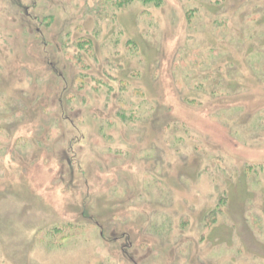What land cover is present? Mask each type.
Listing matches in <instances>:
<instances>
[{"label":"rangeland","instance_id":"rangeland-1","mask_svg":"<svg viewBox=\"0 0 264 264\" xmlns=\"http://www.w3.org/2000/svg\"><path fill=\"white\" fill-rule=\"evenodd\" d=\"M161 1L0 0V264H264V0Z\"/></svg>","mask_w":264,"mask_h":264},{"label":"trees","instance_id":"trees-1","mask_svg":"<svg viewBox=\"0 0 264 264\" xmlns=\"http://www.w3.org/2000/svg\"><path fill=\"white\" fill-rule=\"evenodd\" d=\"M101 2H110L113 4V6L117 9H120L128 4H131L135 1H139L143 5L147 6H153V7H159L161 5V0H100ZM247 14V13H246ZM248 15V14H247ZM246 15V16H247ZM250 15V13H249ZM248 15V17H249ZM250 20H253V18H250ZM76 51L75 53H66L67 59L69 61H72L78 68L79 70L81 69V72L83 74L76 75L73 79V82L76 83V86L78 85L79 88L84 85V75H88L87 71L90 69V65L87 62V59L90 57L95 59L94 53L92 52L91 46H92V38L91 37H85L84 35L78 36L74 39L73 44H72ZM251 50V49H250ZM264 56V54H262ZM90 58V59H91ZM70 98V97H69ZM59 107L61 106L60 102L58 103ZM123 107V106H122ZM119 107L120 109V117L124 120H126V114H125V109ZM59 110V109H58ZM65 119V118H64ZM225 199L223 197L220 198V201H224ZM166 226L168 227V223H165ZM152 231L155 232L156 234H159V232L162 231V228H158V226L155 225V223L152 226ZM169 231V230H168Z\"/></svg>","mask_w":264,"mask_h":264}]
</instances>
